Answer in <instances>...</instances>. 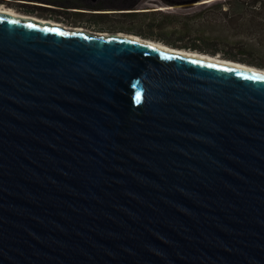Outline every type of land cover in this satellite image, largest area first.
<instances>
[{
  "label": "water",
  "instance_id": "95a60500",
  "mask_svg": "<svg viewBox=\"0 0 264 264\" xmlns=\"http://www.w3.org/2000/svg\"><path fill=\"white\" fill-rule=\"evenodd\" d=\"M211 57L0 11V264H264V69Z\"/></svg>",
  "mask_w": 264,
  "mask_h": 264
},
{
  "label": "trees",
  "instance_id": "16d2710c",
  "mask_svg": "<svg viewBox=\"0 0 264 264\" xmlns=\"http://www.w3.org/2000/svg\"><path fill=\"white\" fill-rule=\"evenodd\" d=\"M194 15L201 23L194 43H167L264 67V0H214Z\"/></svg>",
  "mask_w": 264,
  "mask_h": 264
},
{
  "label": "rangeland",
  "instance_id": "374dc122",
  "mask_svg": "<svg viewBox=\"0 0 264 264\" xmlns=\"http://www.w3.org/2000/svg\"><path fill=\"white\" fill-rule=\"evenodd\" d=\"M199 1L182 5V3L153 0L132 7H105L94 10L103 17L109 18L104 22V26L108 29L96 30L97 33L94 34L134 33L143 38L164 43L190 45L194 43V37L199 34L196 28L201 26L200 18L194 14L203 4H207L201 3L202 0ZM161 4L177 6L167 10H156L157 6Z\"/></svg>",
  "mask_w": 264,
  "mask_h": 264
},
{
  "label": "flooded vegetation",
  "instance_id": "af4514ba",
  "mask_svg": "<svg viewBox=\"0 0 264 264\" xmlns=\"http://www.w3.org/2000/svg\"><path fill=\"white\" fill-rule=\"evenodd\" d=\"M150 1L153 0H0V7L13 10L18 15L29 16L54 24L57 23L56 25L68 31L81 29L88 33H97L96 30L108 29L104 26V22L108 21L109 18L103 17L94 10L105 7H132L136 4ZM155 1L180 3L185 0ZM204 1L207 0H202V2ZM176 6L161 4L157 6L158 9L156 10H167Z\"/></svg>",
  "mask_w": 264,
  "mask_h": 264
},
{
  "label": "bare ground",
  "instance_id": "6f19581e",
  "mask_svg": "<svg viewBox=\"0 0 264 264\" xmlns=\"http://www.w3.org/2000/svg\"><path fill=\"white\" fill-rule=\"evenodd\" d=\"M0 11L1 12H6V13H9V14H17L15 11L13 10H10L8 8H5V7H0ZM18 15V14H17ZM57 24V23H56ZM81 30V29H79ZM118 35H130L132 37H135L136 39H139V40H146L148 42H151L153 44H157V45H160L164 48H167V49H170V50H174L176 52H181V53H186V54H194V55H198V56H203V57H208V58H212V54L210 53H206V52H200V51H195V50H189V49H185V48H181V47H172L170 46L169 44L167 43H164V42H161V41H158V40H154V39H149V38H143L142 36L138 35V34H134V33H116ZM215 59H221L219 56H213ZM239 65V64H238ZM244 66V65H242ZM264 69V68H263Z\"/></svg>",
  "mask_w": 264,
  "mask_h": 264
},
{
  "label": "snow or ice",
  "instance_id": "6c2138e0",
  "mask_svg": "<svg viewBox=\"0 0 264 264\" xmlns=\"http://www.w3.org/2000/svg\"><path fill=\"white\" fill-rule=\"evenodd\" d=\"M137 99H139V94H137Z\"/></svg>",
  "mask_w": 264,
  "mask_h": 264
}]
</instances>
